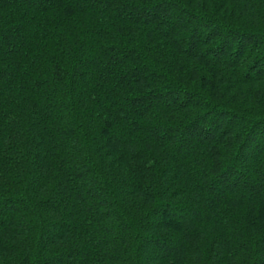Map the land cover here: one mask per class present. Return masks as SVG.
Instances as JSON below:
<instances>
[{"label":"trees","instance_id":"16d2710c","mask_svg":"<svg viewBox=\"0 0 264 264\" xmlns=\"http://www.w3.org/2000/svg\"><path fill=\"white\" fill-rule=\"evenodd\" d=\"M0 264H264V0H0Z\"/></svg>","mask_w":264,"mask_h":264}]
</instances>
